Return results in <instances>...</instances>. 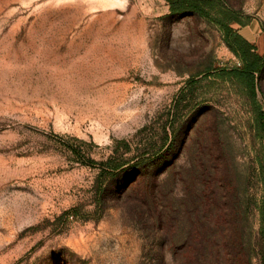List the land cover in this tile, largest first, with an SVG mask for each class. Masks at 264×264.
<instances>
[{
    "label": "rangeland",
    "instance_id": "obj_1",
    "mask_svg": "<svg viewBox=\"0 0 264 264\" xmlns=\"http://www.w3.org/2000/svg\"><path fill=\"white\" fill-rule=\"evenodd\" d=\"M222 1L256 41L264 0ZM235 66L213 21L166 0H0V264H205L219 198L261 195L254 109L215 76ZM137 148L157 154L101 174Z\"/></svg>",
    "mask_w": 264,
    "mask_h": 264
},
{
    "label": "trees",
    "instance_id": "obj_2",
    "mask_svg": "<svg viewBox=\"0 0 264 264\" xmlns=\"http://www.w3.org/2000/svg\"><path fill=\"white\" fill-rule=\"evenodd\" d=\"M172 14L191 13L213 21L220 29L223 40L228 48L237 56L240 66L231 69L223 68L215 76L224 80L236 82L250 100L255 113L256 130L260 140H264V111L257 100L258 77L264 66V31L254 42L243 37L235 24L245 26L243 21L232 7L222 0H166ZM165 138L160 145L164 149L169 139L164 129ZM129 151L131 146L123 141ZM132 158L116 159L110 157L99 163L101 174H116L119 170L139 166L144 168L152 161L155 153L137 148ZM258 179L261 185V195L258 199L252 197L247 202L237 195L219 198L218 204L229 222V227L222 228V235L213 236L207 233L201 240V251L194 257L203 260L205 264L222 263L228 260L229 264H264V162L260 164ZM223 190V189H222ZM250 220H257L258 227L249 225ZM248 223V224H247Z\"/></svg>",
    "mask_w": 264,
    "mask_h": 264
}]
</instances>
